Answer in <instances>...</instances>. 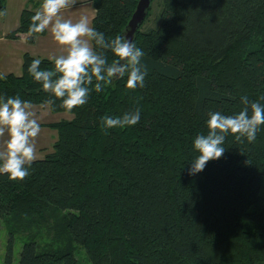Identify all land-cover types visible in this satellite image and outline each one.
Here are the masks:
<instances>
[{"label": "trees", "instance_id": "obj_1", "mask_svg": "<svg viewBox=\"0 0 264 264\" xmlns=\"http://www.w3.org/2000/svg\"><path fill=\"white\" fill-rule=\"evenodd\" d=\"M91 1V27L124 37L138 0ZM158 4L157 24L142 29L150 5L133 41L145 53V86L128 90L124 77L97 93L93 84L71 120L47 125L57 130L53 152L33 161L23 181L0 175V223L13 221L4 264H13L16 237L31 228L22 222L46 215L54 229L44 243L29 233L18 264H77L78 248L90 264H264V126L252 143L227 137L219 160L188 173L209 113H238L243 96L264 104V0ZM35 12L23 9L7 37L25 35ZM34 59L53 67L24 53L20 75L0 76V97L55 99L29 74ZM60 103L49 109L64 112ZM137 108L138 124L102 128V117Z\"/></svg>", "mask_w": 264, "mask_h": 264}, {"label": "clouds", "instance_id": "obj_2", "mask_svg": "<svg viewBox=\"0 0 264 264\" xmlns=\"http://www.w3.org/2000/svg\"><path fill=\"white\" fill-rule=\"evenodd\" d=\"M74 4L75 0H42L25 33L32 37L50 30L60 49L58 55L50 57L52 68L42 70L41 60L34 59L28 72L45 93L55 98L47 99L41 107L51 106L58 99L65 116L87 103L93 84L94 91L99 93L102 85L127 77L126 88L135 90L145 86L147 75L142 64L145 53L132 40L120 35L105 38L90 26L86 16L75 22L64 18L62 12ZM108 52L114 57L111 63ZM241 103L243 108L232 115L209 113L206 134L197 135L193 142L198 155L188 170L189 175H196L208 162L219 160L226 150L223 145L227 137L232 136L240 143L256 140L257 132L264 126V104L251 102L247 96L241 97ZM34 108L31 101L21 99L19 94L0 97V175H7L10 181H23L37 158L35 140L41 127ZM140 115L139 108L122 116L106 115L101 126L105 130L132 127L139 123Z\"/></svg>", "mask_w": 264, "mask_h": 264}, {"label": "crops", "instance_id": "obj_3", "mask_svg": "<svg viewBox=\"0 0 264 264\" xmlns=\"http://www.w3.org/2000/svg\"><path fill=\"white\" fill-rule=\"evenodd\" d=\"M0 2H3V13H5L4 15H0V76L9 73L20 75L24 53H29L34 57L46 59H50L51 56L59 54L60 49L53 40L50 30H46L45 34L42 36H37L33 44L27 42L26 35H20L17 39L7 37L10 32L18 27L19 17L22 10L28 7L34 8L37 11L42 0H0ZM62 15L64 18L71 19L74 22L79 20L81 16H86L91 26L92 20L95 16L93 2L91 0H75V4L72 7L65 9L62 12ZM34 106L36 114H38L39 111H42V108L46 109L49 107H41V105ZM71 119L72 118L66 120ZM50 123H43L41 125L47 126ZM42 158L37 155L36 160Z\"/></svg>", "mask_w": 264, "mask_h": 264}, {"label": "rangeland", "instance_id": "obj_4", "mask_svg": "<svg viewBox=\"0 0 264 264\" xmlns=\"http://www.w3.org/2000/svg\"><path fill=\"white\" fill-rule=\"evenodd\" d=\"M150 16L145 21V24L143 25L142 29H147L149 27L155 26L158 21V13H159V4L158 0H153L151 3V11ZM39 106V105H38ZM38 109V108H37ZM40 110V109H39ZM42 111H39L37 114V118L41 127V131L38 135V137L35 140L36 144V152L38 156L44 157L46 154H49L53 152V143L57 139V130L54 128L47 127L46 125H41L45 123L50 122H59L61 120H66L72 118V115L65 116L63 112H52L49 107L48 108H42ZM259 195L264 198V179L262 182V186L260 189ZM16 221V220H15ZM13 221H10L9 223H0V264H4L5 256H6V242H7V236H8V224H12ZM22 224H26L29 227L33 229H27L25 230L27 233L21 234L16 237L14 246H13V264H18L19 261V254L23 245V242L26 238H29V233H36L38 234L37 238L40 242L44 243L47 240V237H49L48 233L51 231V229H54L52 227L53 220L51 216H45L43 220L37 221V224L35 225L29 221H23ZM38 227V228H37ZM75 258L77 260V264H90L86 258V255L84 251L80 248L75 249Z\"/></svg>", "mask_w": 264, "mask_h": 264}, {"label": "water", "instance_id": "obj_5", "mask_svg": "<svg viewBox=\"0 0 264 264\" xmlns=\"http://www.w3.org/2000/svg\"><path fill=\"white\" fill-rule=\"evenodd\" d=\"M152 0H138L136 8L132 13V16L127 24V27L124 32V37L134 41V36L138 27L144 21L147 11L151 5Z\"/></svg>", "mask_w": 264, "mask_h": 264}]
</instances>
